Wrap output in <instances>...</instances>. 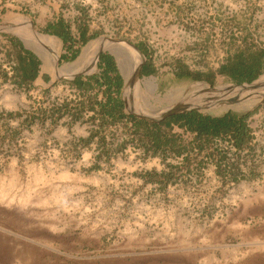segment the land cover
Wrapping results in <instances>:
<instances>
[{
    "label": "rangeland",
    "instance_id": "374dc122",
    "mask_svg": "<svg viewBox=\"0 0 264 264\" xmlns=\"http://www.w3.org/2000/svg\"><path fill=\"white\" fill-rule=\"evenodd\" d=\"M57 16L74 33L95 35L70 62L60 61V39L41 31ZM20 21L56 38L57 49L26 36ZM0 26L46 62L58 57L60 70L98 39L144 43V63L156 74L140 70L139 106L128 107L124 77L121 98L125 113L154 115L195 81L175 80L177 63L213 72L226 58L233 64L264 50V0H0ZM101 53L122 73L109 50ZM45 71L49 81L21 88L0 72V264H264V90L247 107L200 109L253 113V139L242 150L228 137L194 141L174 127L182 151L162 152L121 123L99 127L73 78ZM95 73L97 66L79 76ZM262 75L264 59L250 83L212 84H252ZM147 79L156 85L145 87ZM65 103L69 110L57 112Z\"/></svg>",
    "mask_w": 264,
    "mask_h": 264
},
{
    "label": "trees",
    "instance_id": "16d2710c",
    "mask_svg": "<svg viewBox=\"0 0 264 264\" xmlns=\"http://www.w3.org/2000/svg\"><path fill=\"white\" fill-rule=\"evenodd\" d=\"M87 28L79 29V41L82 45L86 44L90 37H86ZM42 32L49 35H55L64 43H73L74 38L70 27L64 20L58 21L55 25H47ZM94 37L95 35L92 34ZM136 46L147 56H150V51L144 43H138ZM78 55V50L74 51L69 60H74ZM264 59V50L259 54H249L248 69L253 70V74L248 79H243L241 72L246 68L245 59L239 57L235 63L225 65L219 69V73L229 76L232 82L240 84L243 82L250 83L259 74V69L262 66ZM37 61L32 60L25 62L24 58H19V66L15 74L14 83L19 87L32 82L37 74ZM99 72L86 76H79L71 81L78 90L83 92L87 97L88 108L97 112L100 118L99 127L116 125L121 123L128 126L132 135L138 138H145L151 143L152 148L165 152L166 150L180 153L181 140L178 134L173 132L174 127L182 129L186 132L194 134V141L204 139L206 142L228 137L233 143L236 150H242L248 146L253 139L252 130L249 127L248 119L253 113L251 112H234L226 111L220 115L201 112L198 109H192L170 116L163 123H149L135 115L124 112V103L121 98V90L123 87V78L118 72L113 58L109 54H102L98 63ZM174 78L177 81H194L207 80L213 83L214 72H196L190 70L187 65L176 64L174 69ZM141 74L150 75L156 74V69L153 67L149 59L141 68ZM6 78V77H5ZM102 94V99L98 100V94ZM84 102L77 104V109H82ZM56 111L63 114L68 111V104H63L60 107H55ZM11 115L12 113H7ZM199 150L203 148L202 143L199 144ZM226 158V153L221 154V160Z\"/></svg>",
    "mask_w": 264,
    "mask_h": 264
},
{
    "label": "bare ground",
    "instance_id": "6f19581e",
    "mask_svg": "<svg viewBox=\"0 0 264 264\" xmlns=\"http://www.w3.org/2000/svg\"><path fill=\"white\" fill-rule=\"evenodd\" d=\"M19 25L23 28L24 34L26 36L36 37V38L44 37L49 40L50 42L49 46L52 47L51 48L52 50L55 51V49H57L58 42L56 38L49 36V35L40 34L38 32H34L30 26H26L25 21H20ZM36 33L39 34V36H37ZM114 41L117 42L121 46L113 43L109 39H103V38L90 43L84 49L83 53L81 54L77 62H75L67 72L68 74L75 73L79 70H87L93 67L94 59L96 58L99 51L109 50L118 60V64L121 68L122 74L125 77L126 87L124 90V96L128 104V107L130 103L133 104L134 107H136V105L139 106L140 98L142 97L143 91H144V88L141 85V81L139 80V74L137 73L139 65H140L139 60H138L140 53L137 52L133 48L132 44L125 43L121 40H114ZM90 47H92V49H91V52L89 53ZM87 57L90 58V61L86 63L84 59H86ZM42 59L46 62V58L44 56H42ZM78 73L80 72H77L76 74ZM143 84L145 85V87L155 86V84L153 83L151 79L145 80ZM200 85H195L191 87V89H194L193 92L198 91L200 88H203V87L209 88V86L205 87L204 85H201V86ZM263 90H264V75H262L252 84H243V85L231 86L227 88L217 87L216 91L210 90L209 92L214 94L217 97L219 107L231 106L235 108L236 107L240 108V107H247L249 104H252L250 97L256 98L260 96L259 94H262ZM223 92L226 93L227 96H224ZM239 99L241 101H238ZM174 104L175 102L161 108L154 115H148L142 112L141 114L147 118H161ZM181 104H182V107L189 108L193 106H201L202 102L199 99V97H193V95L189 94V96L185 97L181 101ZM136 113H139V112H136Z\"/></svg>",
    "mask_w": 264,
    "mask_h": 264
},
{
    "label": "crops",
    "instance_id": "0c3cea01",
    "mask_svg": "<svg viewBox=\"0 0 264 264\" xmlns=\"http://www.w3.org/2000/svg\"><path fill=\"white\" fill-rule=\"evenodd\" d=\"M60 20H62V18L60 16H57L54 19L48 21L46 23V25L44 26V28L47 25H49V24L50 25H55ZM64 22L68 24V22L66 20H64ZM69 27H70V25H69ZM70 30H71V33H72L73 38H74V42L72 44L71 43H64L59 38L60 39V54H59V57H60V61L61 62H63V61L70 62L69 57L71 56V54L74 51L78 50L77 49L78 46L80 47V45H82V43L79 41V32H75L74 33V31H72V27H70ZM53 36H55V35H53ZM86 37H90V39L93 38L92 34H90L88 31L86 33ZM0 39H1L2 43H3L2 46H4V47H0V50L2 51V53H0V57H2V59L0 58V72H1V76L4 77V78L2 77L1 79H2V81L9 82L10 84L14 85L15 87H19L16 83H14V79H15L14 76L17 73L16 71H17V68L19 66V58H24L25 62L35 60L38 63L37 64V74H36L35 79L32 82H30V84L28 83L27 85H22L19 88H21V87H30V86L37 85V84L42 85V84L45 83V81H49V78H48V75L46 74L45 68L51 69L52 72H56V76H60L62 71L66 72V74H68L67 71L71 68V66L75 62H77V61H75L73 64H71L67 68H63V69L61 68V70H62L61 71L60 67L58 66L59 65L58 58H57L55 64H53L51 62H45L42 59V56L37 51H35L34 49L26 47L25 45H23V42H22L21 38L12 37V35L10 33L0 32ZM102 51H104V50L99 51V53L97 54V56L95 58V61H94V68L92 70H89V71H87V70H79L77 72H86V73L92 72L95 69V66L98 67V72H99L100 70H99L98 63H99V60H100V56L102 55V53H101ZM242 55H243V57L245 59L244 61H245V64H246V68H245V70L243 72H241V75L243 76V79H248L253 74V72H252L253 70L248 69V56H249V53L245 52ZM228 63L231 64L232 62L231 61H227V58H226V60L224 62H222L221 65L218 66L215 69V71H213L214 72V77H227V78H229V76H227L226 74L219 73V69L221 67L225 66V65H228ZM116 68H117V66H116ZM117 70H118V68H117ZM77 72L69 73L70 75L68 74L66 76H68V77L70 76L71 77L74 74H76ZM118 72H119V70H118ZM259 72H260V69H259ZM120 75H121L122 78L124 77L122 73H120ZM258 76H259V74H258ZM76 78H73V80L76 79ZM256 78H254V79H256ZM205 81H207V80H205ZM121 92H122V90H121Z\"/></svg>",
    "mask_w": 264,
    "mask_h": 264
},
{
    "label": "water",
    "instance_id": "95a60500",
    "mask_svg": "<svg viewBox=\"0 0 264 264\" xmlns=\"http://www.w3.org/2000/svg\"><path fill=\"white\" fill-rule=\"evenodd\" d=\"M32 27H33V24H32ZM13 28H10L8 30H4L3 28H1L0 26V32H5V33H11L13 34V31H12ZM33 31L34 32H37L35 28H33ZM125 43H129L128 41L126 40H121ZM131 44V43H129ZM133 48L140 53L141 57H142V62L140 63L139 65V68H138V74H140V70H141V66L142 64L144 63V53L136 46V45H133ZM86 72H80L78 74H75L73 76H71V78H76L78 77L80 74H85ZM63 77H68L66 75H62ZM70 77V76H69ZM153 79V78H152ZM204 85L205 87L206 86H209V88H200L198 90V92L195 94L196 96L199 97V99L201 100L202 104L201 106H193V107H189V108H185V107H182V104H181V101L189 96V90L191 89V87L195 86V85ZM156 85V84H155ZM200 85V86H201ZM209 89V90H207ZM212 90V91H216L217 90V86H214L212 83L208 82V81H205V80H195L194 82H192L187 88H185L183 90V92L178 96V99L177 101L175 102V104L163 115V117L161 118H147L145 116H143L141 113H136L134 111H130L128 110L127 111V114H132V115H135L137 116L138 118L146 121V122H149V123H163L165 122L170 116L174 115V114H177V113H181V112H184V111H189V110H192V109H212V108H216V107H219V104H218V99L217 97L210 93L209 91ZM172 94V93H170ZM169 95V94H167Z\"/></svg>",
    "mask_w": 264,
    "mask_h": 264
}]
</instances>
